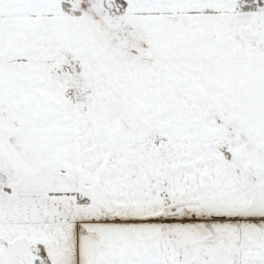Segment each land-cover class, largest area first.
Wrapping results in <instances>:
<instances>
[{
	"label": "snow or ice",
	"instance_id": "6c2138e0",
	"mask_svg": "<svg viewBox=\"0 0 264 264\" xmlns=\"http://www.w3.org/2000/svg\"><path fill=\"white\" fill-rule=\"evenodd\" d=\"M0 264H264V0H0Z\"/></svg>",
	"mask_w": 264,
	"mask_h": 264
}]
</instances>
